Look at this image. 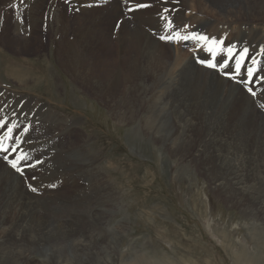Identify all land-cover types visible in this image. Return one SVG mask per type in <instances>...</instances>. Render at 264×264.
<instances>
[{"label":"rangeland","instance_id":"rangeland-1","mask_svg":"<svg viewBox=\"0 0 264 264\" xmlns=\"http://www.w3.org/2000/svg\"><path fill=\"white\" fill-rule=\"evenodd\" d=\"M60 1L68 7L65 0ZM135 1L150 5L157 0ZM15 2L0 0V98L9 95V100L6 97L0 99V107L4 108L0 117L9 115V122L29 125L28 120H21L27 111L29 117L34 115L27 107L33 103H46L48 108L74 123L73 127L83 137L74 134L73 140L85 147L88 159L79 160L84 164V172L73 173L85 176L73 184L71 180L75 177L67 174L64 180L61 175L64 174L62 163L69 160L66 153V156L63 153L53 157L56 146L45 147L46 150L40 147L39 156L33 151H24L30 153L33 161L40 159L44 163L25 169L23 176L11 169L0 153L1 163L20 176L22 186L32 195L36 215L50 219L46 229L38 230L34 224L26 223L11 240L5 239V245L0 247V264H264V153L252 154L257 158L254 162L258 163L243 184L245 192L234 191L229 186L231 175L228 173L239 161L232 155L229 140L221 137L223 140L218 139L217 145L213 144L214 148L217 146L213 151L224 156H216V160L213 157L211 161L227 171L214 182L201 170L199 163L189 161V158L181 161L167 150V140V143H157L152 135L144 132L141 127L143 117L140 116L144 109L135 111L137 115L131 119L115 118L103 99L92 98L93 94L85 86L74 83L69 72L61 66L62 51L57 57L55 48L64 38L63 19H58L57 15L67 16L69 28L73 29L80 24V21H71L75 12H50L49 7L56 2L46 0L43 12H32L34 16L42 15V19L37 21L36 27L30 28L31 13L16 12ZM84 3V0L80 1V4ZM132 8L136 9L135 6ZM105 11L103 7L90 11L83 22L97 17L101 19L102 31L107 30L111 21L116 25L118 20H114L109 10ZM97 18L93 20L96 22ZM167 27H173V23ZM71 29H67L65 38L74 40ZM20 38H30L27 49L14 44ZM100 45L104 47L107 43L102 40ZM113 46L116 48L115 43ZM22 96L33 98V102L24 104L27 98ZM17 111L21 112L17 114ZM215 111L208 109L193 115L191 121L196 130L192 134L216 126L215 118L219 112ZM155 115L161 123V133L167 138L166 134L175 127L171 122L172 115L160 111ZM38 123L36 120L34 125ZM256 128L263 129L259 124ZM21 131L23 127L15 129L12 135H20ZM3 132L4 129H0V136ZM21 142L19 149L23 152ZM4 143L12 144L15 140H4ZM252 146L258 151L264 147L262 144H259L261 147ZM194 150V146L190 148V152ZM249 150L252 152V147ZM56 170L61 171L57 181L55 178L45 183L32 179L33 176L40 177L37 175L40 172L44 175L43 180L52 179ZM219 182L223 183L218 185ZM29 183L38 191H30ZM10 186L7 192L0 193L3 195L0 197V215H7L14 221V211L6 209L11 196ZM48 190L57 193L47 196L53 193ZM107 193L111 194L110 200ZM59 195L66 197L60 200L56 198ZM240 199H243L242 203ZM24 216L31 217L30 214ZM58 221L65 224L66 229L57 227ZM105 225L111 226V230ZM23 248L30 253L23 254ZM29 255L33 262H29Z\"/></svg>","mask_w":264,"mask_h":264},{"label":"bare ground","instance_id":"bare-ground-1","mask_svg":"<svg viewBox=\"0 0 264 264\" xmlns=\"http://www.w3.org/2000/svg\"><path fill=\"white\" fill-rule=\"evenodd\" d=\"M51 1L56 4L49 7L50 12L69 10L75 12L71 21L75 23L80 21L79 26L71 29L67 16L61 13L57 15L58 19L59 17L63 19L64 38L61 43H56L55 49L57 57L62 51L63 65L61 63V66L69 72L74 83H78V86L83 88L85 86V89L93 94L92 98L103 99L115 118L131 119L133 115H137L135 111L144 109L140 113L143 117L141 127L145 130L144 132L152 135L157 143L167 140L169 144L166 145L167 150L178 156L181 161L189 158V161L199 163L201 170L214 182L222 177L227 169L222 170L220 166L216 167L217 163L214 160L211 161L213 157L215 159L216 156H224L213 151L217 147L214 148L213 144H216L218 139L229 140L231 143L229 146L233 147L232 153L234 154L232 155L237 156L234 159L240 162L237 161L238 165L230 168L228 175H231L229 179L231 184L229 186L234 191L245 192L243 184L253 174L258 163L254 162L257 158L253 155L264 153V147L258 151L252 146L261 147L259 144L264 146V109L259 107L260 104H264V82L252 84L253 90L257 92V96L252 97L237 80L224 75V72L234 69V60L230 61L229 66L223 71L207 68L197 61L210 58L209 53L201 49L210 47L211 41L198 42L191 36L187 40L183 37L195 32L209 37H224L225 44L237 45V51L248 47L249 52L244 57V64L240 71L244 73V78H247V67L251 65V58L255 57L257 75L264 77V0H157L149 3L153 9L146 7L135 9L133 12H126L124 0H84V4H80L83 0H69L68 7L60 0ZM45 2L46 0H16L15 4L18 6L16 12H30L29 27L34 28L38 24L37 21L42 19V15L34 16L32 12H43L42 10L46 8ZM137 3L138 1L128 0L129 7L136 6ZM100 7L106 11L109 10L111 14L113 13L114 20H118L116 25L111 21L108 29L104 31L100 26V18L92 17L91 20L87 19V22H83L88 12L99 10ZM165 8L168 9L167 12L164 11ZM94 18L98 20L95 22ZM169 21L173 23L172 28L167 27ZM184 25L189 27L185 28ZM67 29L73 30L74 40L65 38ZM177 33L179 39L176 38ZM167 35L173 36L172 41L159 38ZM102 40L107 43L104 47L100 45ZM16 43L20 48L27 49L30 38H20L14 42ZM113 43L116 44V48L114 46L112 48ZM14 44L13 47H15ZM216 52L218 53L216 62H221L223 53L220 48ZM8 96H2L0 99L5 97L7 99ZM25 98L27 101L24 104L33 102V98ZM1 101L6 102V100ZM13 106L17 107V103L15 102ZM19 108L23 111L21 107ZM27 108L32 109L31 112L34 115L29 117L28 111L25 118L20 115L22 121L28 120L30 123V129L20 144L23 152L33 151L38 155L42 151L40 147L49 149L50 146L54 148L56 146L53 157L57 158L63 153L68 155L69 162L65 160L62 163L64 166L63 170L61 169L64 172V174L61 173L64 175L63 179L66 180L65 175L70 174L72 178L77 176V179L71 178V182L78 183L84 174H74L73 171L84 172V164L79 160L88 159V153L85 147L73 140V136L80 135L79 131L73 127L74 123L68 121L60 112L48 108L46 103H33ZM0 109L4 108L0 107ZM208 109L219 112V116L215 118L216 126L203 129L205 132L209 129L206 133L192 134L196 130L191 121L193 115H198V112L208 111ZM21 111H17V114ZM159 111L172 115L173 121L171 122L175 127L173 131L169 129L168 134L165 133L167 138L161 133L163 129L159 119L156 118L157 114L155 115ZM36 120H39V123L34 125ZM258 124L263 129L258 130L256 128ZM80 136L83 137V135ZM193 146L195 150L190 152ZM249 147H252V152ZM218 152L221 150L218 149ZM43 157L44 160L45 156ZM219 169L220 173H215ZM54 172L52 179L43 180L42 172L37 174L40 177L36 179L45 183L52 182L55 178L57 181L61 176L59 174L61 171ZM94 173L97 172L94 171ZM37 183L35 185L42 186ZM221 183L223 182L217 184L221 185ZM10 184L11 196L6 209L14 211L16 218L13 221L7 215H0V247L5 245V239L10 238L11 240L18 230L24 229V224L31 223L38 230H42L48 227L47 222L50 220L36 215L33 210V197L22 186L20 176H17L11 169H7L0 160V193L7 192ZM48 191L53 193L47 196L57 193L53 190ZM107 196L110 200L111 194L107 193ZM64 197L66 195H59L56 198L62 200L65 199ZM47 199L51 200V197ZM239 201L242 203L243 199ZM29 214L31 217L27 219L24 215ZM56 226L66 229V225H62L59 221ZM106 227L110 230L112 228L108 225H105ZM23 249V254L30 253L26 251V248ZM28 259L29 262H33L30 255ZM25 261L27 263L26 257Z\"/></svg>","mask_w":264,"mask_h":264},{"label":"snow or ice","instance_id":"snow-or-ice-1","mask_svg":"<svg viewBox=\"0 0 264 264\" xmlns=\"http://www.w3.org/2000/svg\"><path fill=\"white\" fill-rule=\"evenodd\" d=\"M69 0H65V3H68ZM126 12H133L135 9L128 6V0H124ZM136 9L146 8L150 7L148 4H142L137 3ZM165 12L168 11L167 8L164 9ZM163 18V17H162ZM171 21H169L170 23ZM185 28H188V25H184ZM195 38L198 42L199 41H211V46L202 48L201 51H206L209 53L210 58H202L199 59L197 62L203 66H206L207 68L216 69L219 71H223L225 68L229 66V62L234 60L235 66L234 69L224 72V75L229 76L233 80H237L238 83L242 84L244 88L247 90L248 93L252 97L257 96V92L253 90V87L250 86L253 83H261L264 82V77L257 75V69L256 64L257 60L255 57L251 58V65L247 67V78H244V73L240 71L241 66L244 64V57L247 56L249 52L248 47H244L243 49H240L237 51V45L233 43H227L225 44V38L220 37L217 38L215 36L209 37L204 34H197L195 32L190 33L189 35H185L183 37L184 40L189 39V37ZM161 40L166 41H172L173 36L167 35V36H160ZM177 39H179V34L177 33ZM199 47V44H198ZM216 48H220L221 52L223 53V57L221 62H216V57L218 53L215 51ZM260 108L264 109V104L259 105ZM3 109H0V112H2ZM15 116L16 113H13ZM23 127V131L20 133V135H16L13 137V132L15 129ZM0 129H4L3 135L0 136V153H3L2 160L6 162V164L13 170H15L16 173H19L21 176L24 175L25 169L27 168H35L37 165H40L44 163V161L40 159H35L34 161L29 156L27 152H22L19 149V143L23 140L24 134L27 133L30 129L29 125L21 126L18 123H11L9 122V118L7 115H4L0 117ZM4 140H15V143L12 144H5ZM33 180L36 179L35 176L32 177ZM49 187H55V185H49ZM28 188L32 192H37L38 188L33 187L32 184H28Z\"/></svg>","mask_w":264,"mask_h":264}]
</instances>
